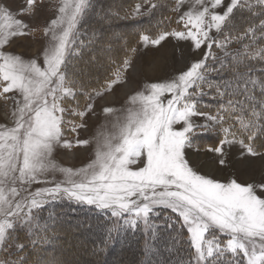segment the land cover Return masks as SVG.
Instances as JSON below:
<instances>
[{
	"label": "snow or ice",
	"instance_id": "6c2138e0",
	"mask_svg": "<svg viewBox=\"0 0 264 264\" xmlns=\"http://www.w3.org/2000/svg\"><path fill=\"white\" fill-rule=\"evenodd\" d=\"M172 2L177 28L141 31L139 42L190 41L194 50L205 49L201 58L163 82L145 84L129 97V107L111 122V130L91 139L71 137L87 130V118L97 115L95 98L131 65L125 58L99 87L89 88L69 74L71 62L94 42L86 39L89 27L83 25L95 0H58L55 18L43 28L48 39L42 63L5 50L13 38L35 29L26 31L28 24L0 5V96L15 105L14 126L0 125V264H28L27 245L18 233H25L32 248L46 240L41 232L47 225L36 213L57 202L90 206L116 218L118 226L106 230L110 241L134 235L141 225L156 241L161 229L179 224L163 247L145 242L141 264H264V181L220 182L200 174L186 158L200 132L222 135L220 146L209 151L223 154L224 145L239 143L251 156L264 155L254 146L264 137V0ZM145 5L148 11L142 12ZM40 6V0H26L19 14ZM160 6V0H138L131 16L150 15ZM245 11L252 19L237 31L233 16ZM96 15L105 21L128 19L129 10L101 7ZM233 43L240 47L229 50ZM203 97L221 103L212 110L201 103ZM103 111L116 112L111 107ZM93 143V155L81 167L63 166L54 157L58 148L80 147L87 153ZM35 184L42 186L33 189ZM180 229H186L187 248ZM162 252L172 259H161Z\"/></svg>",
	"mask_w": 264,
	"mask_h": 264
},
{
	"label": "rangeland",
	"instance_id": "374dc122",
	"mask_svg": "<svg viewBox=\"0 0 264 264\" xmlns=\"http://www.w3.org/2000/svg\"><path fill=\"white\" fill-rule=\"evenodd\" d=\"M95 1L96 7L93 12L94 15L92 14L93 18L89 20L87 26L89 27V31L91 30V28L94 27L99 29L100 26L98 24H100L101 26L103 25L102 27L105 28L104 31L102 29L100 31H97L98 29H95V36H90V39L94 41V48L92 50H95L90 52V57L95 56V60L89 59V61L85 62L80 59H74L68 69L70 75L84 83L89 88L100 86L94 84L93 82L86 83L84 74L82 72L84 66L96 67V65H92L94 64V62L92 61L97 60L96 50L101 47L98 43H96V39L98 38L103 43L102 47L105 48V39L110 38V40H113V43L117 40L121 41V38L124 36V33L129 30L128 27H130V29H134L135 27L134 25H129L128 27H112L111 25H109L110 20L105 21L101 19L99 16L96 15V12H98L101 7L105 10L110 7L112 8L114 4H116V0ZM57 3L58 0H40L41 6L38 7L35 12L31 14L20 15L19 13L21 8L26 6V0H0V5L9 8V10L16 14V18L21 19L26 24H28L29 28L26 29V31L35 29L34 34L13 38L10 42V45L6 46L5 50L11 51L14 54L21 55L24 59L39 58L38 62L42 63V45H46L48 39L43 33V28L47 27L50 23V20L55 18V5ZM131 8L132 7L128 8L129 18H133L131 16ZM183 10L186 9H182V11ZM219 10L223 11V9ZM147 11L148 5H145L142 8V12ZM178 18V14H174L171 25H168L166 29L177 28V24L175 23V21ZM106 31L109 33V35H106L105 37L104 33ZM157 31L153 32V34H155ZM213 35H215L214 31ZM102 38H104V40ZM134 48L136 49V51L132 53L130 57L131 65L127 69H124L120 72L119 82L114 84L110 90L103 92L102 96L96 97L93 101L97 115L87 118V130H78V135L71 138L91 139L101 131H110L111 122L115 120L116 116L121 114L122 110L129 107L128 99L131 95H134L136 91H142L144 89L145 84L152 82H163L166 79L178 75L181 71L186 70L191 62L201 58L202 53L205 50L204 48H202L201 50L196 51L193 49V46L190 41H181L174 37H169L166 41H163L160 46H152L151 44L145 46L138 40ZM213 51H215L217 56L222 54V52L218 49L214 48ZM154 64L156 65L155 67ZM121 65L122 64L120 63L113 67L112 64L108 63L107 71H110L112 69V71H110V75H113L117 71V69L121 67ZM146 66H149L153 70L159 69L158 75L160 74V76L154 79H148L144 77V74H147L144 69ZM91 70H94L93 67L91 68ZM93 73L94 72H91L92 75ZM130 81L136 82V86L133 89L129 90V92L121 96V98L115 101L109 100L106 103L101 101V99H104L106 96H109L113 92L118 91L122 86L129 84ZM105 82L106 81H104L101 85H103ZM5 95L11 97L14 95V93H8ZM79 99L81 100V105L83 106V104L85 103L83 97L81 96L79 97ZM14 107L15 105L11 99L5 100L3 96H0V125H3L5 127L14 126L15 118L12 115ZM107 107L115 109L116 112L114 114L104 113L103 109ZM195 119L198 122H202V118ZM221 138L222 135L219 132L198 133L194 138L193 147L186 150V158L189 160L190 166H192L195 170L199 171L200 174L210 176L211 178H214L220 182H229L232 179H236L239 183L259 184L261 181H264V155L251 156L247 153L246 149L243 148L239 143L224 145L223 154L215 153L214 151H209L210 148L220 146L219 141ZM254 146L256 148L258 147V145ZM94 148V143L90 146L89 152L87 153L83 152L80 147H74L73 149L58 148L57 151L54 153V157L56 161L63 166L78 168L89 162V157L93 155ZM257 150L260 153H264V145L258 147ZM74 152L77 155L74 156ZM221 160L224 161L223 164L220 163ZM204 161H208L209 163L211 162L212 164H214V168L208 170L204 166ZM60 178L61 177L57 175V179ZM41 186L42 185L40 184H35L33 185V189ZM72 205L94 209L98 213H107L100 212L90 206L77 205L75 203H72ZM108 215L110 216V214ZM172 215L175 216V214ZM113 219L117 221L116 218ZM46 222L49 223L51 226L53 225L52 227H49L47 229L46 233L49 237H52L54 232L58 230H69L73 233L72 235L70 234L65 238V240L62 242L63 245H61L60 242L58 243L56 241L52 243L53 246H58L57 261H52L51 259H48L46 262V259L43 258L42 260H37L35 264H54V262H59V264H66L67 259L70 260V262H68L69 264H72L74 261L79 262H75L73 264H97L90 263L92 255L91 253H85L84 249L85 247H88L90 239L94 238V235L92 233L96 234V231H98L99 228L93 227L92 231L82 232L76 235L75 232L86 225V218L83 221L77 222L61 220L57 221L56 224L54 223L55 221L52 217H48ZM140 228L143 230L142 225ZM184 231L187 236L186 229H184ZM222 239H226V237H222ZM94 248L95 247L92 246L90 250H94ZM135 249L136 247L133 245L131 249V254L127 252L128 258H132V263L129 261L130 258L126 261H118L116 257L122 254L118 251L115 252L114 257H111L108 260L99 264H137V261H135L137 260ZM37 252H39V249ZM83 260L86 263H82L81 261Z\"/></svg>",
	"mask_w": 264,
	"mask_h": 264
},
{
	"label": "trees",
	"instance_id": "16d2710c",
	"mask_svg": "<svg viewBox=\"0 0 264 264\" xmlns=\"http://www.w3.org/2000/svg\"><path fill=\"white\" fill-rule=\"evenodd\" d=\"M96 2V1H95ZM138 2V0H116V4L112 7L113 9H128L134 4ZM96 4V3H95ZM161 6L157 9L153 10V12L150 15H142L140 17L136 18H128V19H116L112 18L109 21V25L112 27H128L129 25H134V29H130L124 33V36L121 38V41H111L109 39H105L106 35L108 36L109 33L106 31L105 37L102 38L105 41V48L102 47L103 43L97 38L96 43H98L101 47L96 50L97 60L92 61L96 65L94 66H84L82 69V72L85 77L86 83L93 82L96 85H101L111 74L110 71H107L108 63L112 64L114 67L117 64H122L123 60L125 58H130L132 55V52H129L128 49L130 47H134L138 40H139V33L141 31L147 30L150 34H153V32L160 30V29H166L168 25L170 26L173 20L174 13L171 11V8L173 6L172 0H160ZM93 14V13H92ZM92 14L88 17L87 21L85 22V25L87 26L89 23V20L92 19ZM94 15V14H93ZM124 13L121 12V16H123ZM252 17L250 13L248 12H236L233 16V23L236 25L237 31H243L247 26L248 23L251 21ZM100 28H91V29H98L97 31H100L101 29L104 31L105 28H103L100 24H98ZM82 26V27H83ZM96 31V32H97ZM93 36L91 34V30L89 31L88 36L86 39H90ZM240 45L233 43L229 50H233L236 48H239ZM94 48V44L92 43L90 46L84 49V55L80 58L85 62L89 61L92 50ZM222 55V54H221ZM219 55V56H221ZM210 63V61H209ZM93 67L94 70H91ZM112 67V68H113ZM91 72H94L93 75ZM81 74V73H80ZM227 75V74H226ZM112 76V75H110ZM214 80H219L221 77L219 76H212L211 77ZM202 104H207L212 106V110L215 109V107L221 103L219 100H213L209 97H203L201 100ZM246 139V136L244 137ZM264 137H258L254 141V145H258V147H261L264 145L263 142ZM257 147V148H258ZM36 215L40 218L41 225H47V229L49 227H52L49 223L46 222L47 218L51 217L54 219V223L57 224V221H70V222H77V221H83L85 218L87 220V223L84 227L77 230L75 233L76 235L82 232H88L92 231L94 228H99L97 233L94 234V238H91L88 244V247H85L84 252L85 253H91L92 259L90 260V263H102L106 260H108L111 257H114L115 252H121L119 256L116 257V259L120 262L126 261L129 258V261L132 263V258L127 256V252L131 254L132 252V246L134 245L136 247V258L137 264H141V262L144 260V254L143 249L145 242L154 244L158 247L166 245L171 235H175L176 229L180 228V225L177 224L175 229H172L170 231H166L161 229L160 230V237L156 241H152L150 237L143 233V230L141 228L135 230V234L133 235L132 232H128L126 235H123L120 238H117L115 240H107V233L106 230L109 227L118 226L119 222L115 221L112 217H110L107 213H98L94 209L85 208V207H79L75 206L69 203L65 202H57V203H50L47 206H45L41 211L37 212ZM172 215V214H171ZM53 223V224H54ZM89 225H91V228L89 229ZM182 233H184L185 242L183 244L184 248H187V242H186V234L184 229H180ZM73 232H70L69 230L64 231H55L52 237L47 236V233L41 232L42 235H46L47 239L44 241H41L35 248H32L29 244V239L25 235L23 231L18 233V238L20 241H23L27 247L25 249V254L28 258V264H35L37 260H42L43 258L46 259V262L48 259H51L52 261H57V251L58 246H53V242H60L61 245H63V241L67 236L70 234L72 235ZM116 236V233H113V237ZM95 247L94 250H90L91 247ZM39 249V252H37ZM126 252V254H125ZM128 254V255H130ZM119 257V258H118ZM161 259H164L165 261L169 260L170 257L167 252L161 253ZM71 259V258H70ZM135 259V258H134ZM66 261V258H65ZM133 261V262H135ZM70 262L69 259H67V263ZM73 262V261H71ZM77 261H74L75 263ZM79 262V261H78ZM77 262V263H78ZM82 263H86L84 260L81 261ZM129 262V263H130ZM66 263V264H67ZM72 263V264H73ZM47 264V263H46ZM69 264V263H68Z\"/></svg>",
	"mask_w": 264,
	"mask_h": 264
},
{
	"label": "bare ground",
	"instance_id": "6f19581e",
	"mask_svg": "<svg viewBox=\"0 0 264 264\" xmlns=\"http://www.w3.org/2000/svg\"><path fill=\"white\" fill-rule=\"evenodd\" d=\"M155 66L156 65L154 64V67ZM144 69L147 72L146 75L144 74V77H146L148 79H154V78L160 76V74L158 75L159 69L158 70H156V69L153 70L149 66H146ZM134 80H136V79H134ZM135 86H136V82L130 81L129 84H126V85L122 86L118 91H115L112 94H110L109 96H106L104 99H101V101L105 102V103L107 101H109V100L115 101V100L121 98V96H123L125 93L129 92V90L133 89ZM73 154H74V156L77 155L75 152ZM204 166L208 170H211L212 168H214V164H212L211 162L209 163L208 161H204Z\"/></svg>",
	"mask_w": 264,
	"mask_h": 264
}]
</instances>
